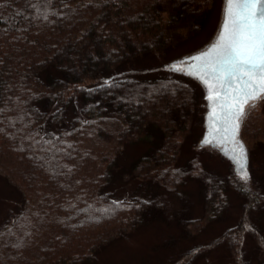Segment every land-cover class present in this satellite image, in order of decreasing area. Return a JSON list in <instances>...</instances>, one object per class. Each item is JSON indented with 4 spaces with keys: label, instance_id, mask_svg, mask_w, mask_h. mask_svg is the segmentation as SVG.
I'll list each match as a JSON object with an SVG mask.
<instances>
[{
    "label": "trees",
    "instance_id": "1",
    "mask_svg": "<svg viewBox=\"0 0 264 264\" xmlns=\"http://www.w3.org/2000/svg\"><path fill=\"white\" fill-rule=\"evenodd\" d=\"M221 5L0 0V264H102L153 222L179 233L142 264H264V128L244 121L239 173L200 145L204 90L170 68L212 38ZM208 224L220 232L201 240Z\"/></svg>",
    "mask_w": 264,
    "mask_h": 264
},
{
    "label": "snow or ice",
    "instance_id": "2",
    "mask_svg": "<svg viewBox=\"0 0 264 264\" xmlns=\"http://www.w3.org/2000/svg\"><path fill=\"white\" fill-rule=\"evenodd\" d=\"M211 53L204 75L216 81L215 97L224 91L229 114L235 110L238 116L249 99L264 92V0H228L223 32ZM196 75L204 79L201 72Z\"/></svg>",
    "mask_w": 264,
    "mask_h": 264
},
{
    "label": "water",
    "instance_id": "3",
    "mask_svg": "<svg viewBox=\"0 0 264 264\" xmlns=\"http://www.w3.org/2000/svg\"><path fill=\"white\" fill-rule=\"evenodd\" d=\"M224 2L219 23L212 38L197 50L174 60V63L171 64L170 68L192 77L204 90L206 99V111L204 114L205 130L199 141L200 145H212V147L219 149V151L228 159L234 158L236 165L235 163H233V165L236 170L242 174L247 172L249 166V154H247V156L246 154H243L245 152L244 150H240V142L238 140L240 138L242 117L249 105L259 99L264 92L260 93L258 98L249 99L247 103L243 105V113L236 116L235 110H232V114H229L226 108V104L230 103V101L223 98L224 91L220 90V97H215L217 91L216 81L204 75V73L207 72L205 65L213 59L211 50L213 46L219 42V36L223 32L228 0H225ZM215 38L216 40L213 41ZM206 45L207 47L205 48ZM202 56L205 58L199 59ZM196 72H201L204 79L198 77ZM205 80H208V83H205ZM209 84H212L213 87L210 88ZM234 125H238V127H234Z\"/></svg>",
    "mask_w": 264,
    "mask_h": 264
},
{
    "label": "rangeland",
    "instance_id": "4",
    "mask_svg": "<svg viewBox=\"0 0 264 264\" xmlns=\"http://www.w3.org/2000/svg\"><path fill=\"white\" fill-rule=\"evenodd\" d=\"M224 1L225 0H222L221 10H222V6H224L223 4L225 3ZM221 12H220V16H221ZM215 40L216 38L213 41ZM206 47L207 45L205 46V48ZM263 98H264V94L259 99L252 102L242 117L240 138L238 140L240 142V150L242 151L244 150L245 153H243L242 151L241 152L243 154H246V156L248 154L249 149L246 143L247 141L245 140V138H243L242 135L243 124L244 121L248 123L249 129L252 132L258 131L260 128H264V101H262ZM110 128L111 127H108L107 129ZM204 146H210V145L207 144ZM200 153H201V158L203 157L202 159L205 164L208 163L211 164L213 167L214 166L219 167L221 168L222 172L226 171L227 165L225 163H222V160L220 159L211 160L210 157H208V152L206 150L201 151ZM229 160L232 163H235L234 158L232 159L229 158ZM186 188L189 189L190 186L188 187L186 186ZM3 190L2 191L0 190V198L5 195ZM194 197H196V200H198L197 194ZM4 205L5 203H1L0 201V210L1 208L4 207ZM235 211H237V207L235 208ZM207 227L208 228L203 231L204 234L200 235L201 240L206 241L210 238L215 237L220 232V226L217 224H208ZM168 231L175 232L177 234L179 233L178 229H176L175 226L167 223L153 222V223L145 224L141 226L138 230H135L131 235V237L127 241H124V243L115 244L108 247L102 255L104 259L101 260V263L102 264H142L141 259L144 257H148L153 253L154 250H156L157 245L161 244V242L163 241L162 238L169 233ZM185 243L186 242L183 241V244ZM183 244L180 243L179 245H181L182 247ZM221 255L222 252H216V251L211 252L208 254V256L205 259L201 260L197 264H213L220 260Z\"/></svg>",
    "mask_w": 264,
    "mask_h": 264
}]
</instances>
